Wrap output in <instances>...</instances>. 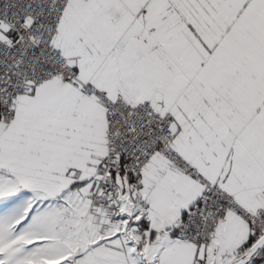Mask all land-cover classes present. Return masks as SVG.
Masks as SVG:
<instances>
[{
  "label": "snow or ice",
  "instance_id": "1",
  "mask_svg": "<svg viewBox=\"0 0 264 264\" xmlns=\"http://www.w3.org/2000/svg\"><path fill=\"white\" fill-rule=\"evenodd\" d=\"M0 264H264V0H0Z\"/></svg>",
  "mask_w": 264,
  "mask_h": 264
}]
</instances>
